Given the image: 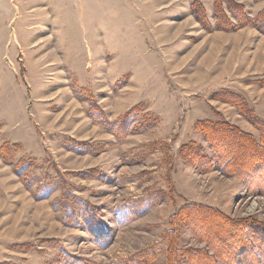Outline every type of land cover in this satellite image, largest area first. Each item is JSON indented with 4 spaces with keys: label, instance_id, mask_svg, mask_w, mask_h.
Returning <instances> with one entry per match:
<instances>
[{
    "label": "rangeland",
    "instance_id": "rangeland-1",
    "mask_svg": "<svg viewBox=\"0 0 264 264\" xmlns=\"http://www.w3.org/2000/svg\"><path fill=\"white\" fill-rule=\"evenodd\" d=\"M241 263L264 0H0V264Z\"/></svg>",
    "mask_w": 264,
    "mask_h": 264
},
{
    "label": "trees",
    "instance_id": "trees-1",
    "mask_svg": "<svg viewBox=\"0 0 264 264\" xmlns=\"http://www.w3.org/2000/svg\"><path fill=\"white\" fill-rule=\"evenodd\" d=\"M187 210L190 211L191 209H187ZM257 245H258V242H257ZM258 247H259V245H258ZM243 251H244V250L240 248V249L238 250V253H242ZM260 251H262V250L260 249ZM249 257H250V256H249ZM241 264H242V263H241Z\"/></svg>",
    "mask_w": 264,
    "mask_h": 264
}]
</instances>
